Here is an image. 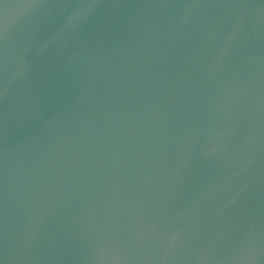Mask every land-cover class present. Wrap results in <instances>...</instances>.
<instances>
[{
  "label": "water",
  "instance_id": "95a60500",
  "mask_svg": "<svg viewBox=\"0 0 264 264\" xmlns=\"http://www.w3.org/2000/svg\"><path fill=\"white\" fill-rule=\"evenodd\" d=\"M0 264H264V0H0Z\"/></svg>",
  "mask_w": 264,
  "mask_h": 264
}]
</instances>
